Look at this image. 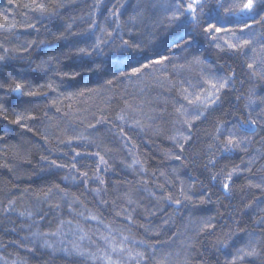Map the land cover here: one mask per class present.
I'll use <instances>...</instances> for the list:
<instances>
[{
  "label": "trees",
  "instance_id": "obj_1",
  "mask_svg": "<svg viewBox=\"0 0 264 264\" xmlns=\"http://www.w3.org/2000/svg\"><path fill=\"white\" fill-rule=\"evenodd\" d=\"M247 3L0 0V264H264Z\"/></svg>",
  "mask_w": 264,
  "mask_h": 264
},
{
  "label": "snow or ice",
  "instance_id": "obj_2",
  "mask_svg": "<svg viewBox=\"0 0 264 264\" xmlns=\"http://www.w3.org/2000/svg\"><path fill=\"white\" fill-rule=\"evenodd\" d=\"M188 8L189 9H192L193 8V5H191V4H189L188 5ZM244 8L245 9H248V10H251L252 8H253V0H248V3L246 4V5H244ZM190 15H192V13L190 12L189 13ZM194 22V21H193ZM214 27V26H213ZM216 31H220V29H216ZM125 43H127L126 41H125ZM244 43H248L247 41H245ZM230 47H232V48H235V47H237V45H235V44H233V45H230ZM249 67H251V65L249 66ZM133 71L135 72V71H138V69H133ZM18 90V89H17ZM121 119H123V117H121ZM252 125H255V121H251L250 122ZM253 131H254V129H252ZM229 142H231V141H229ZM225 188H227V185H225ZM177 203H179L178 201H177ZM92 219H96L95 217H92ZM115 250V249H114ZM138 255H143L142 253H139Z\"/></svg>",
  "mask_w": 264,
  "mask_h": 264
},
{
  "label": "rangeland",
  "instance_id": "obj_3",
  "mask_svg": "<svg viewBox=\"0 0 264 264\" xmlns=\"http://www.w3.org/2000/svg\"><path fill=\"white\" fill-rule=\"evenodd\" d=\"M90 256H91V255H90ZM91 257H94V256H91ZM93 260H96V259L93 258ZM105 264H108V263L105 262Z\"/></svg>",
  "mask_w": 264,
  "mask_h": 264
}]
</instances>
